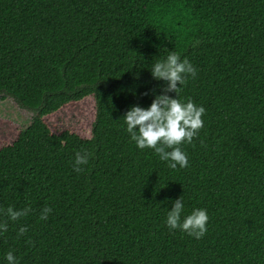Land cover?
Returning a JSON list of instances; mask_svg holds the SVG:
<instances>
[{
	"label": "trees",
	"instance_id": "16d2710c",
	"mask_svg": "<svg viewBox=\"0 0 264 264\" xmlns=\"http://www.w3.org/2000/svg\"><path fill=\"white\" fill-rule=\"evenodd\" d=\"M171 51L197 69L181 102L206 110L177 169L123 120L163 94L151 70ZM8 97L32 123L0 147V264L9 251L18 264H264V0H0ZM89 97V138L52 131L50 116ZM181 197L182 220L207 210L199 240L166 224ZM9 207L32 211L12 222Z\"/></svg>",
	"mask_w": 264,
	"mask_h": 264
},
{
	"label": "clouds",
	"instance_id": "9594fccd",
	"mask_svg": "<svg viewBox=\"0 0 264 264\" xmlns=\"http://www.w3.org/2000/svg\"><path fill=\"white\" fill-rule=\"evenodd\" d=\"M151 74L155 80L167 82V87L162 89V95H155L148 109L133 106L127 111L123 118L127 133L139 149H151L162 161L169 162L170 169H177L178 166L187 168L189 166L188 157L181 145L193 143L194 138L204 127L202 117L206 110L202 106H197L190 98L186 103H182L179 95L189 77L196 78L197 69L187 58L181 59L180 55L171 51L166 59L157 60L152 65ZM169 93H175L176 98H172ZM89 159L90 154L86 151L77 152L73 170L82 173ZM31 211L30 207L20 210L9 207L4 215L8 220L17 222L27 217ZM183 211L184 203L181 197L173 203L172 209L168 212L166 219L168 228L180 230L197 240L203 238L208 231L207 210L195 209L182 220ZM51 212L50 207L42 209L40 219L47 220ZM7 231L8 222L5 220L0 223V233ZM27 231L26 226L20 227L18 237L25 235ZM6 259L8 264H18L17 258L11 251L7 253Z\"/></svg>",
	"mask_w": 264,
	"mask_h": 264
},
{
	"label": "rangeland",
	"instance_id": "374dc122",
	"mask_svg": "<svg viewBox=\"0 0 264 264\" xmlns=\"http://www.w3.org/2000/svg\"><path fill=\"white\" fill-rule=\"evenodd\" d=\"M95 114V100L89 97L50 116L48 122L55 133H61L69 127L89 138ZM31 123L32 114L22 109L14 99H0V147L16 139L19 130L27 129Z\"/></svg>",
	"mask_w": 264,
	"mask_h": 264
}]
</instances>
